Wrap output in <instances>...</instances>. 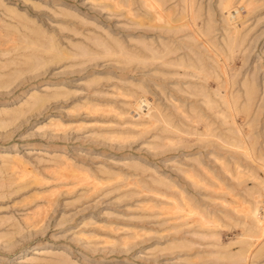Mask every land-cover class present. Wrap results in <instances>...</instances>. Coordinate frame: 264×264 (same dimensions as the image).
Returning <instances> with one entry per match:
<instances>
[{"label":"rangeland","instance_id":"1","mask_svg":"<svg viewBox=\"0 0 264 264\" xmlns=\"http://www.w3.org/2000/svg\"><path fill=\"white\" fill-rule=\"evenodd\" d=\"M231 1L0 0V264H264V0Z\"/></svg>","mask_w":264,"mask_h":264},{"label":"bare ground","instance_id":"2","mask_svg":"<svg viewBox=\"0 0 264 264\" xmlns=\"http://www.w3.org/2000/svg\"><path fill=\"white\" fill-rule=\"evenodd\" d=\"M228 2H227V4H226V2H225V4H226V10H227V12H228V16H229V18L230 19H232V18H234L235 17V14H234V12H239L240 10H239V8H234V9H232V1L231 0H227ZM225 6V5H224ZM227 16V17H228ZM238 16V15H237ZM149 104V102L147 101V99H141V101H140V103H139V108H143V105H148ZM254 215H255V217L258 219V221H261V219L259 218V208L258 207H256L255 208V210H254ZM264 216V215H263ZM264 223V222H263ZM262 223V224H263ZM263 226H264V224H263ZM264 229V228H263Z\"/></svg>","mask_w":264,"mask_h":264}]
</instances>
